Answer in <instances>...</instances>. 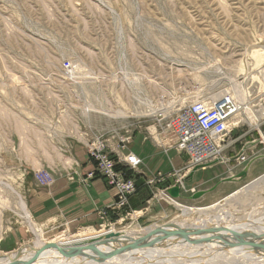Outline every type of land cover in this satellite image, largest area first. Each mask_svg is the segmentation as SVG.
I'll return each mask as SVG.
<instances>
[{"label":"rangeland","instance_id":"374dc122","mask_svg":"<svg viewBox=\"0 0 264 264\" xmlns=\"http://www.w3.org/2000/svg\"><path fill=\"white\" fill-rule=\"evenodd\" d=\"M226 98L238 111L229 119L221 158L192 164L169 122L193 103L211 106ZM55 134L75 137L95 165L91 152L99 141L107 154L117 145L133 153L134 134L162 149L168 168L150 171L138 155L135 169L124 165L125 178L147 193L131 205L135 191L120 209L96 165L113 195L96 226L37 222L26 209V179L49 186L60 169L78 166L71 144L53 142ZM40 158L55 165L27 164ZM217 163L227 167L226 175L205 183L194 176ZM45 172L49 181L38 176ZM173 187L177 197L168 192ZM0 192V240L9 220L26 232L16 249L102 229L128 234L198 218L179 204H223L206 214L207 225L259 217L253 215L264 212V0H0ZM233 256L220 254L213 264H244L243 255Z\"/></svg>","mask_w":264,"mask_h":264},{"label":"bare ground","instance_id":"6f19581e","mask_svg":"<svg viewBox=\"0 0 264 264\" xmlns=\"http://www.w3.org/2000/svg\"><path fill=\"white\" fill-rule=\"evenodd\" d=\"M248 111L250 110L248 109ZM250 113L252 114V112ZM178 119L180 126H187L188 111L184 110L175 120ZM192 123L201 125V114H194ZM247 188L245 186L223 198V200L226 203L232 196L234 197L240 192L243 193V190L244 192L247 191ZM221 205L223 204L217 202L204 208H192L179 204L178 206L186 215L198 213V218L193 219L194 221L190 224L175 221L163 226L153 225L147 229L132 231L128 234L118 230L102 229L64 236L56 241L38 240L34 244L26 243L14 251L0 252V264H23L29 261L32 264H193L196 261L200 264H213L220 257V254H227L229 257L241 254L246 258L244 264H264V212H258L253 216L258 215L259 217L246 218L240 223L236 221L229 223L230 220H228L219 224L207 225V219L204 218L209 215L206 214L211 210L218 209V206ZM21 206L23 209L25 208L24 204ZM220 209L226 210L224 207ZM216 214L218 215L217 212ZM225 215L223 214V216ZM218 229L219 231H216ZM196 230H200V232H195ZM138 243H142L143 247L138 248L137 245L134 249L130 248ZM73 247H85L86 250L80 253L72 250L68 254L60 253V250L68 251L69 248ZM236 257L234 258L237 260ZM186 258L188 259L186 260ZM235 259L234 261H236ZM220 260L217 262H221ZM236 263L237 261L232 264Z\"/></svg>","mask_w":264,"mask_h":264},{"label":"crops","instance_id":"0c3cea01","mask_svg":"<svg viewBox=\"0 0 264 264\" xmlns=\"http://www.w3.org/2000/svg\"><path fill=\"white\" fill-rule=\"evenodd\" d=\"M55 136L53 142L71 144L70 157L78 166L60 169L59 174H54V181L49 186H38L31 178L26 179L23 186L26 209L37 222L57 220L69 229L94 227L100 222L99 211L112 203V192L108 189L105 179L96 173V165L75 137L57 134ZM129 149L143 159L144 165L150 171H164L168 168L164 151L155 148L149 140H142L133 134ZM58 158L60 160L63 155H58ZM40 161L27 164L32 167L55 165L42 162L41 158ZM219 166L220 163H217L198 169L194 176L201 183L211 182L228 173L227 167L222 169L223 166ZM254 168L255 166L250 168L248 177ZM91 173L93 176L89 177ZM145 193L146 188L137 189L130 197L131 205L138 204ZM5 232L0 240V249L3 252L13 251L26 240V232L21 223L9 220Z\"/></svg>","mask_w":264,"mask_h":264},{"label":"built area","instance_id":"2783aa9c","mask_svg":"<svg viewBox=\"0 0 264 264\" xmlns=\"http://www.w3.org/2000/svg\"><path fill=\"white\" fill-rule=\"evenodd\" d=\"M184 110L189 113L187 126H180L179 119L169 122V129L176 138L178 147L189 154L188 158L195 165H204L211 160L220 159L219 153L224 148L222 144L230 132L229 119L238 111L237 105L226 98L211 106L196 102ZM194 114H201V125L192 123ZM121 142L124 143L123 140ZM233 142L234 140L226 141L225 144ZM105 148V142L99 141L98 146H94L91 156L95 159L97 170L105 176L108 185L115 189L118 199L115 206L121 209L127 198L136 191L133 181L125 178L123 166L135 169L137 158L133 153L126 152L125 145L109 149L111 155H117L115 159L104 151ZM243 158V155L240 156L241 160ZM38 176L42 180L50 179L47 172L39 173Z\"/></svg>","mask_w":264,"mask_h":264},{"label":"water","instance_id":"95a60500","mask_svg":"<svg viewBox=\"0 0 264 264\" xmlns=\"http://www.w3.org/2000/svg\"><path fill=\"white\" fill-rule=\"evenodd\" d=\"M195 169H196V167H195ZM246 174V171H242V172H240V173H238L235 177H242V176H244ZM225 180H233L232 178H227V179H225ZM168 192L170 193V195L171 196H173V197H177L178 196V187H173V188H170L169 190H168ZM206 191H200L197 195H202V194H204ZM216 231H219V229L218 230H216ZM195 232H200V230H196ZM142 243H138V244H135L134 246H132V247H130V248H136V246L138 245L139 247L138 248H142L143 247V245H141ZM123 249V248H122ZM73 251V252H76V253H80V252H82V251H85L86 250V248L85 247H73V248H69L68 249V251H64V250H60V253H63V254H68L69 253V251ZM23 264H32V262L31 261H29V262H26V263H23Z\"/></svg>","mask_w":264,"mask_h":264}]
</instances>
